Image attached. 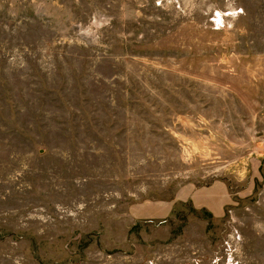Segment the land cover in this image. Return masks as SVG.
Segmentation results:
<instances>
[{"label": "rangeland", "instance_id": "rangeland-1", "mask_svg": "<svg viewBox=\"0 0 264 264\" xmlns=\"http://www.w3.org/2000/svg\"><path fill=\"white\" fill-rule=\"evenodd\" d=\"M264 0H0V264H264Z\"/></svg>", "mask_w": 264, "mask_h": 264}, {"label": "built area", "instance_id": "built-area-1", "mask_svg": "<svg viewBox=\"0 0 264 264\" xmlns=\"http://www.w3.org/2000/svg\"><path fill=\"white\" fill-rule=\"evenodd\" d=\"M261 142L264 145V132H263L262 137H261Z\"/></svg>", "mask_w": 264, "mask_h": 264}]
</instances>
